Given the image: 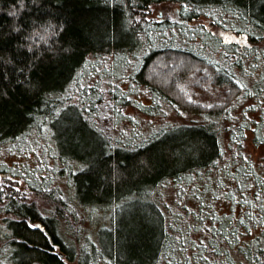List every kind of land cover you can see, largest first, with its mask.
I'll use <instances>...</instances> for the list:
<instances>
[{
  "label": "trees",
  "instance_id": "trees-1",
  "mask_svg": "<svg viewBox=\"0 0 264 264\" xmlns=\"http://www.w3.org/2000/svg\"><path fill=\"white\" fill-rule=\"evenodd\" d=\"M181 3L0 0V149L31 132L44 140L56 121V132L71 134L66 157L47 147L39 155L61 172L51 191L41 181L5 174L24 183L20 193L7 188L6 197L0 194V264H68L73 256L59 238L62 223L72 217L76 226L99 209L110 220L106 264H264V138L256 134L261 119L228 117L246 96V86L240 87L245 83L184 44L157 42L173 20L151 18L159 4L177 5L188 23L227 13L241 23L234 35L256 45L264 31V0ZM123 56L139 63L127 79L157 100L140 108L152 115V107L162 104L172 115L141 142L117 146L96 122L95 106L105 93L96 94L84 81L96 59ZM261 63L259 81H246L253 97L264 96V55ZM113 94L107 97L122 106L131 102ZM67 116L74 117V127ZM91 130L97 136L86 138L83 132ZM248 133L260 149L256 157L243 152ZM126 206L132 214L118 215Z\"/></svg>",
  "mask_w": 264,
  "mask_h": 264
},
{
  "label": "rangeland",
  "instance_id": "rangeland-1",
  "mask_svg": "<svg viewBox=\"0 0 264 264\" xmlns=\"http://www.w3.org/2000/svg\"><path fill=\"white\" fill-rule=\"evenodd\" d=\"M166 17H169L173 22L170 23V29L162 33L163 35L158 34V38L155 37L157 42L165 43L171 40L176 44H184L196 50L205 58L228 67L229 72L234 73L238 78L242 77L247 89L246 96L244 98L240 97L241 101L232 107L230 114L228 112V117L233 122L239 121L241 117L253 121L261 119L259 121L261 125L260 123L259 125L262 127L256 134L264 138V96L253 97L254 90L250 84L251 81H259L257 74L260 68L262 69L261 62L264 55L261 44L251 45L240 36L234 35L233 31H238L241 23L235 21L227 13L215 15L213 19L202 17L194 23H188L180 19L178 7L175 4L169 6L159 4L153 7L151 13L153 20L161 22ZM183 23L187 27L184 29L178 28V24ZM243 32L247 33L244 30ZM206 33L209 37H206ZM258 48L260 51H257ZM136 60V56L96 59L90 64L84 81L86 85L92 86L96 94L99 92L105 93L104 99L97 102L95 106L96 109L98 108L97 117L95 116L96 122L100 121L102 123L103 133L109 137L112 144H114L113 141L117 142V146L141 142L155 129L165 124V119L172 115L171 110L162 104L157 109L152 107V115L145 114L143 108H140L143 105L155 106L157 100L152 99L148 94L146 95L141 87L132 84L127 79L139 64ZM249 80L250 83L246 82ZM113 93L129 97L131 102L122 106L121 100L107 97V95ZM107 99H110V101H106ZM86 108L88 109L87 106ZM132 117H135V119H132ZM56 122L53 123L54 130L52 128L44 132L46 137L44 140H40L42 138L41 134L37 135V133L31 132L16 143L3 146L0 149L1 173L3 175L16 174L21 179L28 180L27 183L41 181L46 189L55 186L61 172L58 169L54 168L52 170L49 168L52 167V164L50 160L44 159L45 154L43 157L41 155L40 158L39 155L41 150L46 147L52 150L53 153L62 154L63 157L69 155L66 141L70 139L71 134H63L60 129L59 132H56L55 127L58 128L61 124ZM252 123L250 125L255 129ZM83 134L88 138V136L92 137L97 133L92 131V133L83 132ZM251 137L252 133H248L243 152L245 155L256 157L260 155V149L256 148L250 140ZM60 145H63L65 150H61ZM226 155L229 156V148ZM77 167L79 168L78 165ZM26 187V189L31 188L29 184ZM26 193L29 194L30 190ZM110 205L112 206V204ZM127 208V206L121 208L117 214L119 215L122 212L125 214L127 211V215L132 214V211L127 210ZM113 214L114 211L111 210L110 217H113ZM64 215L67 216L68 214L65 213ZM74 224V219L68 217L67 221L62 223V232L59 233V238L73 256V259L67 263L106 264V260L102 255L108 256L105 252L108 246L105 237L106 232L109 230L108 226H110L107 212L100 209L91 211L88 215L81 216V221L76 226ZM55 250H58V248Z\"/></svg>",
  "mask_w": 264,
  "mask_h": 264
},
{
  "label": "snow or ice",
  "instance_id": "snow-or-ice-1",
  "mask_svg": "<svg viewBox=\"0 0 264 264\" xmlns=\"http://www.w3.org/2000/svg\"><path fill=\"white\" fill-rule=\"evenodd\" d=\"M23 6V4L21 5ZM181 8H185L187 7V0H183V3H181L180 5ZM136 20H139L140 17L137 16L135 17ZM255 39L262 45L264 46V31H261L256 37ZM226 42H231V41H226ZM257 51H260V49L258 48ZM204 71L206 72L207 69H204ZM3 74L0 73V76H2ZM29 83H31V81H29ZM239 83V82H237ZM37 89L40 90L41 86L40 85H36ZM85 87H87L89 90H91L92 86L91 85H86ZM205 87H207V85H205ZM240 87H245V85H240ZM188 100L191 101L192 100V96H188ZM251 107V105H249ZM209 107H212V105H209ZM77 116L79 115V113L76 114ZM69 121V127H74L75 126V119L72 116H67L66 117ZM132 119H135V117H132ZM45 127H47V125H45ZM109 160H111V157H108ZM247 159V157H246ZM145 163H150V161H146ZM23 180H20L17 178L16 175L13 176H7V175H3L0 174V194H3L5 197L7 196V192L6 189L7 188H13L15 189L18 193L22 192L23 189L21 188V185L23 184ZM49 191H51L49 189ZM33 227H39L38 225H35L34 223L32 224ZM255 259V257H253Z\"/></svg>",
  "mask_w": 264,
  "mask_h": 264
},
{
  "label": "water",
  "instance_id": "water-1",
  "mask_svg": "<svg viewBox=\"0 0 264 264\" xmlns=\"http://www.w3.org/2000/svg\"><path fill=\"white\" fill-rule=\"evenodd\" d=\"M35 225H38L39 227H37V228H39V229H42V228H43L42 225H41L40 223H37V224H35Z\"/></svg>",
  "mask_w": 264,
  "mask_h": 264
},
{
  "label": "flooded vegetation",
  "instance_id": "flooded-vegetation-1",
  "mask_svg": "<svg viewBox=\"0 0 264 264\" xmlns=\"http://www.w3.org/2000/svg\"><path fill=\"white\" fill-rule=\"evenodd\" d=\"M58 256H59L60 258H62V257H63V255H62V254H60V253H58Z\"/></svg>",
  "mask_w": 264,
  "mask_h": 264
}]
</instances>
